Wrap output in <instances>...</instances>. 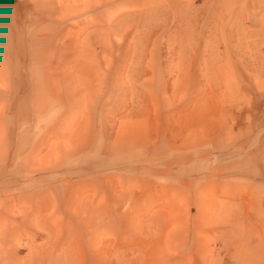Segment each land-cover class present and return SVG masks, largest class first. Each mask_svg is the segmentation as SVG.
<instances>
[{"label": "rangeland", "instance_id": "obj_1", "mask_svg": "<svg viewBox=\"0 0 264 264\" xmlns=\"http://www.w3.org/2000/svg\"><path fill=\"white\" fill-rule=\"evenodd\" d=\"M0 264H264V0H0Z\"/></svg>", "mask_w": 264, "mask_h": 264}]
</instances>
